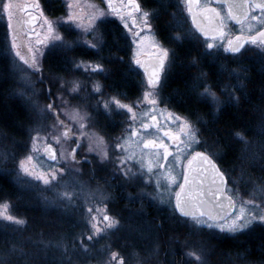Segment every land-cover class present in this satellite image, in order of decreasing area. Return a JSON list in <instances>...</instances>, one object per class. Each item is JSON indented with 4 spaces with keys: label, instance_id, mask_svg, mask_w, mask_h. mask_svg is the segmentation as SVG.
Here are the masks:
<instances>
[{
    "label": "rangeland",
    "instance_id": "374dc122",
    "mask_svg": "<svg viewBox=\"0 0 264 264\" xmlns=\"http://www.w3.org/2000/svg\"><path fill=\"white\" fill-rule=\"evenodd\" d=\"M61 1L63 2L61 7V10L63 11L61 13L62 15L56 17L48 16L47 18L56 23L57 31L66 40L78 42L74 43L70 50L53 48L51 42H49L47 46L32 44L39 48L40 52L43 53V55L38 54V61L41 67L40 72L28 69L27 65H23V62L14 55V52L10 51L12 31L8 28L6 15L0 11V21L6 26L7 47L11 61V78L16 87L15 94L26 107L29 115V123L25 129V140L21 144L19 143L15 145L13 142V144L11 143V146L7 147L4 141L0 140V172L9 176L16 187V191L19 192V195L16 196L18 200L16 199L17 201L15 203L10 202L9 200H3L0 201V205L7 204L8 209L6 214L24 221L23 224H16L13 221L6 220L0 216V262H3V264H119L120 257H123L124 264H196V261L193 258L186 255L189 251H196L203 255L206 264L242 263V261L238 262L237 260H234L236 259V255H230L229 253L225 256V260H223V258H221V260H218V258L215 259L213 255V246L216 242L221 241L226 237H234L235 239L239 234H246L256 225H259V223L252 225L250 228L245 229L242 232L230 233L226 231L221 232L218 228L210 229L206 226L197 227L189 222L191 224V232L186 236L179 235V239L176 237L180 241L171 240L168 242L170 250L167 252V255H165V259L164 254H162V248H160L162 243L157 240L158 238H155L150 244L139 243V245L137 243H130L129 248L124 250L119 243L91 242L87 240L89 231L88 225L83 224L81 228L77 229L72 224L75 216L77 217L81 213V210L78 208L77 201L74 198L72 201H67L60 196V193L65 190L73 191L75 193V191L78 188L80 189L82 185L78 183V181H80L79 172L73 171V169H78L77 165L73 161H65L61 156V150H63L65 154L72 150V144L68 140L62 139L60 143H57L52 139L53 135H58L59 133L52 128V125L55 123V118L46 110V106L49 103H52L53 107L60 113V117L68 122L72 131L80 133L78 130V123L70 120L63 114V112L67 110L71 113L72 109H79L83 114L85 113L86 107H90L94 104L96 98L90 96L91 75L89 74V68L91 65L100 64L104 69V65L107 64L94 57L93 54L85 55V53L89 54L88 51H92L95 54L96 50L104 47L103 32L104 23L107 20L115 19L117 22L121 23L122 26H124V24L118 16L111 14L106 0H80V5L84 10L85 17H87V14L93 10L89 8L88 5H95L97 8L102 9L107 13L101 18L103 22H101V20L96 21L97 28L95 32L84 31L83 28L77 27L76 23L67 20L69 13L68 4L70 0ZM5 2L6 0H0V5ZM180 6L181 8H177V10L181 12L178 13V15L173 13L171 17L172 31L174 32L171 31L167 35H162L156 28V21L153 20L155 11L143 7V11H149L151 13L150 30L143 28L139 13L136 15V24H131L128 20V28H126V32L128 40L132 46L129 57L133 64V66L130 65L133 70L134 68H137L134 57L141 59L145 55L158 53V48L152 46V39L144 41L143 44L139 46L133 42L132 33L140 29H143L140 31L141 37H154L155 42L159 46L169 50V59L165 75L162 77L159 88L155 93L157 104L153 106L144 98L145 92L150 91V86L146 80L143 82L144 85L142 91L137 98V104H126L131 105L133 111L137 113V120L135 122L141 120V118L144 120L146 117H142V113L149 112V116L154 114L157 120L164 121L167 124L168 122H173L177 127L178 122L170 119L168 114L172 113L174 116L179 117L185 115L186 119L192 121L200 130L199 135L201 141L207 142L202 148H206L216 157L221 158L223 148L210 140V136L208 137V135H206L207 126L209 125L207 117H197L185 113L183 115V113L170 107L163 98L164 83L167 79V73L170 72L172 67L169 68L172 61L171 53L173 52L171 47L165 43L166 40L171 43H181L183 41H190L192 38V42H195V38L193 37L198 35L192 26L183 0L180 1ZM76 11H79V9H76ZM259 14V10H255L251 15L258 16ZM224 15H226V13H224ZM250 22L253 25L252 33H255V31L259 30L261 27H264L257 21ZM83 23L85 25L87 24L86 18L83 20ZM129 28L132 29V31H129ZM225 31L228 34L227 37L224 40H221L220 38L216 39L215 43L217 46L212 49L206 47V42H210V40H204L202 38V43L199 49L200 51L198 52L206 63V66L208 68L211 67V69L213 68V78L215 77L217 79L214 80L215 84H213V82L206 77L202 78V76L198 75L199 77L197 78L203 80L199 85L200 87H198L200 89V100L206 102L208 108L213 111V116H216V113L219 112L217 111V107H219L220 110L226 106L225 104L234 105L236 103L237 105V100L233 99L229 95L230 93L234 92V95L239 97L240 93L245 92L243 91L245 85L244 80L247 79L248 75H244L243 73L247 68L246 64L253 61L248 55V52L255 54L259 53L264 56V49L252 44H248L246 50H242L237 54H231L228 51H225L224 47L221 46L226 45L227 38H233L236 34H250L247 23L242 30L241 25H234L230 20H227ZM177 35L180 36V39H176ZM137 39H139V37ZM86 42L96 43L98 46L97 48H91L89 43ZM137 52H139L138 56ZM56 56H61L67 59L66 61L70 62V64H67L66 66H70L72 64L71 60H74L73 65L70 66V73H67V78L60 75L62 74L58 71L60 70V67H55L54 62H52ZM81 61L89 67H75L74 63L77 64ZM21 67L26 71L21 72ZM127 68H129V66ZM92 79H97L96 75H94ZM72 81H77L80 85L77 92H71ZM209 86L218 97V105L211 97L202 95L204 87ZM83 89H88V91H83ZM61 97L64 101H67V104L62 103ZM110 106L114 107L115 105ZM88 115L89 120L87 122L94 121L93 117H91L92 115L89 113ZM252 130V136L243 133L248 141L247 144L241 142L239 138L233 134V140L238 145V158L236 157L238 161H236V163L238 166L237 178L239 186L237 195L238 207L236 211L239 210L241 201L253 198L250 193H252L257 187V184L255 183L257 180L253 179L251 171L255 169V166H260L258 164L262 160V154H264V111H262L257 118L255 127L252 128ZM37 131H39L40 137H47V140L38 141L36 144L37 150L33 151L32 137L36 135ZM83 131L89 135L92 133L91 127L88 123ZM141 133L146 137L156 138L158 142L160 139H163V142L165 143L163 133L161 134L159 132L158 134L155 132L156 134H154L146 131H142ZM202 133L207 137H202ZM80 137L82 138L85 152H96L100 154L102 151H107L108 145L105 143L97 145L94 141L93 150L89 151L88 136ZM134 138L138 139V137ZM46 144L53 145L54 150L56 151V160L49 161L46 158L44 153ZM208 145H212V147L208 148ZM131 146L134 148L136 147L135 144H132ZM175 148L169 147V150L177 151ZM194 148L197 150L200 149L201 146L197 145L194 146ZM138 150L137 147L136 151ZM155 151L156 150L145 151L144 154L155 157ZM29 155L33 157L31 161V165L34 166L32 169L33 171L47 172L49 169L54 168L59 170L63 168V174L58 172L56 181H53L48 185H45L42 181L35 179L33 176L25 174L20 169L19 163ZM173 157V154L168 157L167 164L172 163ZM129 163L130 161H128V164ZM227 171L230 177L234 176L233 168H229ZM162 185L163 182L161 179V186ZM255 200L257 204H264V200L261 199L259 193L255 196ZM248 207L250 208L251 206ZM28 212L36 213L35 216L38 217L33 220ZM79 240H83L84 245L88 248L87 252L83 251L80 243L81 241ZM94 245L96 246L95 251L93 249ZM13 247H15V251H13ZM111 248L112 250H110ZM178 248L181 250V255L176 257L174 251ZM65 249H67V251H65ZM113 252L118 254L116 259L111 258V253ZM243 264H248V262H244Z\"/></svg>",
    "mask_w": 264,
    "mask_h": 264
},
{
    "label": "snow or ice",
    "instance_id": "6c2138e0",
    "mask_svg": "<svg viewBox=\"0 0 264 264\" xmlns=\"http://www.w3.org/2000/svg\"><path fill=\"white\" fill-rule=\"evenodd\" d=\"M106 3L108 9L111 11V14L118 16L123 22L125 28H128L129 18L132 19L133 24H136V18L133 16V13H139L143 28H147L149 30L151 29V13L148 11H143L137 0H127V5H124L123 0H121L120 7L115 5V0H106ZM183 3L185 4L188 13L191 14L193 22L196 23L199 31L205 36H209L210 32L207 28L197 23V15H201L210 23H215V27L211 30L213 42H206V47L208 49H212L217 46L215 43L217 37H219L221 40H224L227 37L228 34L225 31L227 20L236 21V23L241 25L242 30L244 25L247 23L250 34L247 36H235L234 39L227 38L226 45H221L224 47L225 51L231 53H240L241 49H243L247 43L264 49V27H261L259 30H256L254 34H251L253 32V25L250 22L257 21L259 24L264 26V0H224V4L227 8L226 15H221V12L218 9L211 8L208 4L202 5L201 0H183ZM32 6L39 12V16H31V20L36 21L37 19H40L43 21V23L40 25L43 32L36 33V45L47 46V44L51 42L53 48H63L70 50L73 47V44L78 42L66 40L57 31L56 23L43 15V12L40 10L38 0H36ZM26 7L27 5L18 3L17 0H6L5 3L0 5V11H2L7 17L9 29L13 28V17L17 13L23 11ZM88 7L93 10L87 14V17H85L84 10L80 5V0H70L68 4L69 13L67 20L69 22L76 23V26L83 28L84 31L95 32L97 28L96 21L101 20V18H103L107 13L104 10L97 8L95 5H88ZM125 8L127 9L126 12ZM76 9H79V11H76ZM255 9H258L260 14L258 16L250 15V13ZM85 18L87 19L86 25L83 23ZM101 22L103 21L101 20ZM142 30L143 29H140L132 33L133 42L139 46L142 45L144 41L152 39V46L158 48L156 62L152 65L151 71L145 67V72L148 73V85L150 86V91L145 92L144 98L148 100L149 104L155 106L157 104L155 93L160 85V74L164 71L165 62L169 59V50L159 46L155 42L154 37H141L140 31ZM129 31H132V29L129 28ZM138 37L139 39H137ZM18 39L19 37L17 33L13 31L11 35L10 51L14 52V55L23 62V65H27L28 69L35 72H40L41 67L38 61V54L43 55V53L40 52L39 48L32 45V43L29 41L27 47L29 55H23L20 51L21 44L18 43ZM176 39H180V36L177 35ZM86 43H89L91 48H97L98 46L96 43ZM138 55L139 52H137V56ZM134 59L136 64L141 65L142 67L144 66L138 58L134 57ZM82 66L85 68L89 67L85 65L83 61L75 64V67L77 68ZM90 67L93 71L103 70L102 65L100 64H94ZM20 71L25 72L26 70L21 67ZM71 83V92H77L80 87L79 83L77 81H72ZM94 91H100L99 84L94 85ZM202 95L211 97L217 102V105L219 104L218 97L216 93L212 91L210 86L204 87ZM229 95L233 99L237 101L239 100V97L235 96L234 92L230 93ZM61 101L63 104H67V101H64L62 97ZM102 103L105 111H110V105H115V107L118 109H127L128 113H131L130 119L133 122L137 120V113L133 111L132 106L122 103L119 99H116V97H111L109 100H105ZM46 110L54 116L55 123L52 125V128L54 131H58L59 133L58 135H53L52 139L57 143H60L62 139H71L74 135V133H72V129L67 124H65L64 120L60 119V113L56 111L52 103H49L46 106ZM217 111H219V107H217ZM63 114L70 120L78 123V130L80 131L81 136H88L89 151L93 150V141L97 145H102L104 143V138L99 134L93 132L89 135L83 131L87 127V121L89 120L88 113L85 112L82 114L79 109H72L71 113L65 110ZM142 117H149L150 121L144 122L143 118H141L140 127L142 129L147 130L156 127V116L154 114L149 116V112H144L142 113ZM168 117L178 122L177 132L173 133L169 130L163 133L164 137L169 138L174 144H176L177 154L173 157L172 163L167 167L165 166V163L168 161V157L172 155V152L169 151V145L164 143L163 139H160L159 143H157L156 138L148 139L143 133H140L137 129L133 128L127 136L120 138L122 140L121 143H117L115 145L117 149H120L125 153V155L118 158V166L122 172V175L130 179L135 178L136 173L132 172L131 167L128 166V161L136 160L137 163H139L141 170L146 168L147 173L156 176L155 186L157 189V198L160 200V202L172 203L174 196V210L179 211L183 217L189 218L194 226H206L210 229L218 228L221 232L226 231L230 233H237L250 228L256 223L264 225V204H257L255 200L257 193H259L261 195V199L264 200V185L257 186L254 191L250 193L253 198L241 201L239 210L236 211V200L234 199V195L229 194L232 192V189L228 188L225 173L220 170L219 166L213 160V154H211L207 149L205 151H196L194 148V146L197 145L204 147L205 144H207L206 141H201L199 135L200 130L194 125L192 121L186 118L174 116L172 113H169ZM129 127L131 128V125ZM159 130L160 129L157 128V131ZM235 135L241 142L245 144L248 143L243 133L237 132ZM133 137H138V139L133 141ZM41 140L46 141L47 137H40V133L37 131L36 135L32 137L33 151L37 150L36 144ZM132 144H135L136 147L141 149L139 159H137L136 152L131 148ZM79 146V141L77 140L76 147L78 148ZM207 147L211 148L212 145H208ZM144 149H155L156 159H149L147 163H145ZM189 149L192 150L190 153L188 151ZM45 152L48 154L51 160L57 159L56 151L52 149L50 144L45 145ZM185 153H188L190 156V158L187 160L188 171L182 175L183 183H178V176L173 174L172 165L180 164L181 158ZM61 156L65 161L77 162L75 148H73L67 154L61 150ZM100 156L102 160L107 159V151H102ZM32 159L33 157L31 155L27 156L24 160L20 161L19 167L25 174L33 176L35 179L42 181L45 185L56 181L58 172L60 174H63L64 172L63 168L59 170L53 168L49 169L47 172L33 171L32 169L34 166L31 165ZM194 162L199 165V167L196 169H193ZM154 168L162 169L163 171L159 174H156L153 173ZM73 171L79 172V169H73ZM192 171L197 172L200 176L198 184H196L195 180H190L189 178V173ZM161 178H163L165 181V190L169 193L167 199L164 197L163 193L160 192ZM149 179H151V176H149ZM206 179L211 185L215 186L214 191L212 188L205 190L202 187L205 184ZM173 185H176L179 188V191L172 193L171 188ZM74 195L75 193L69 190H65L60 193V196L67 201H72ZM236 195H238V193ZM207 197H211L212 199L208 200L206 199ZM221 197H223V200H221ZM224 201H226V203ZM205 205H209L208 211H197L198 208H201ZM248 206L251 207L249 208ZM7 209V204L0 205V216L6 220L13 221L16 224L24 223V221L21 219H18L12 215H7ZM95 211L100 212L101 210L97 208ZM87 212L91 214L93 212V208H88ZM102 219L105 222L104 228H100L98 226L97 216L90 215L89 223L95 235H99L106 229H112L119 225V220L106 214V206L105 214L103 215ZM92 239V235L87 236V240L91 241ZM80 243L83 251L87 252L88 248L86 245H84L83 240H81ZM15 250V247H13V251ZM65 251H67V249H65ZM186 255L193 258L196 261V264H206L201 253L189 251L186 253ZM117 256V253H111L112 259H116ZM0 264H3V262H0ZM119 264H124L123 257H120Z\"/></svg>",
    "mask_w": 264,
    "mask_h": 264
},
{
    "label": "flooded vegetation",
    "instance_id": "af4514ba",
    "mask_svg": "<svg viewBox=\"0 0 264 264\" xmlns=\"http://www.w3.org/2000/svg\"><path fill=\"white\" fill-rule=\"evenodd\" d=\"M180 1L181 0H137L142 10L144 7L146 9L155 11L153 20H155V18H158L157 16L159 14V11L157 12L156 9L153 8L154 5L165 2L168 3V6L174 7V9L178 11L177 8H181ZM17 2L23 5H27V7L13 17L12 22L13 26L15 27L14 31L21 34L23 41L28 47L29 41L32 44H36V33L43 32L40 27L43 21L40 19H37L36 21L31 20V16H39V12L32 6L36 2V0H17ZM149 2L150 4H148L147 6L145 3ZM38 3L40 5V10L43 12V15L45 17H56L62 15L61 13L63 11L61 10V7L63 5V2L61 0H38ZM123 4L127 5V0H123ZM201 4L213 5V1L201 0ZM115 5L120 7L121 0H115ZM54 6H56L57 8L56 10ZM216 7L221 11L222 15L227 12L225 7L222 5H217ZM169 10L168 13L170 14L172 10ZM126 11L127 9L125 8V12ZM137 14L138 13H133V16H135L136 20ZM187 14L189 15V18L191 20L188 11ZM128 20L131 24H133L131 18H129ZM112 31H114L117 37H119V41L121 43H124V47L122 49H120L119 51L112 50V48H108L107 42L104 41V47L96 50L95 54L92 51H88L89 54L85 53V55L93 54L94 57L98 58L100 61L107 63L104 65L105 67L102 71H93L91 67L89 68V74L91 75L90 96L96 98V101L92 106L86 107L85 112L92 115L91 117H93L94 119V121L87 122L91 127L92 133L94 132L102 136L104 138V143L108 145V158L102 160L99 153L85 152L80 133L72 131L74 135L68 141L72 144V149L76 147L77 140L79 141L80 146L76 151V161L78 163H74L79 169L80 181H78V183L82 185L80 189L78 188L75 191V195L73 197L77 201L78 208L81 210V213L77 217L75 216L72 224L77 229L81 228L83 224L88 225V236H93L91 242L119 243L124 250L129 248L130 243L150 244V242H152L155 238H158L157 240H159V242L161 241L162 243V246L160 248H162V254H164L165 259V255H167V252L170 250L168 242L171 240L177 241L179 239V235L186 236L189 232H191V224L189 223L191 221L189 218L183 217L179 213V211L174 210V196L172 203L160 202V200L157 198V189L155 186L156 176L147 173L146 168L141 170L140 165L136 160L130 161V163L128 164V166L131 167L132 172L136 173L135 178L130 179L124 177L118 166V158L125 155V153L120 149H117L115 145L117 143H121L122 140L120 138L127 136L133 128L137 129L140 133L142 131H146L152 132L154 134H156L155 132H157L158 134L160 132L162 134L165 131L169 130L175 133L177 132V127L173 122H168L167 124L164 121H159L156 119V127L144 130L140 127V120L137 122H133L130 119L131 116L130 113H128L127 109H118L115 106H110L111 110L105 111L102 102L105 100H109L111 97H116V99H119L124 104H137V98L139 97L144 85L143 82L146 80V82L148 83V79L146 78L144 72L141 70L138 64H136L137 68H134V70L132 68L133 64L130 61L129 57L132 46L128 40L126 28L115 19H109L104 23V39L105 36ZM203 39L207 40L206 38ZM210 42H213V40H210ZM148 55H158V53H151ZM56 58H58V61L61 65L59 68L60 70H58L60 71V73H62L60 75L67 78V73H70V66L73 65L74 60H71L72 64L70 66H63L64 63H66V65H69L70 62H67V59L61 56H56ZM167 62L168 61H166L165 63V68L161 75V80L165 75V71L167 70ZM117 63H121L125 67L129 66L128 69H130L133 77L137 80L134 90L129 92H119L116 88L110 86V83L113 80L111 73L112 65ZM94 75H96L97 79H92ZM96 84L100 85L99 92L94 91V85ZM83 91H88V89H83ZM56 111L58 112L57 109ZM181 117L186 118L185 115ZM60 119L64 120L61 117ZM64 122L68 125V122L66 120H64ZM144 122H150L149 118L146 117L144 119ZM130 125L131 128L129 127ZM157 128H159L160 130L157 131ZM147 138L152 139L153 137ZM136 139L133 137V141H135ZM164 139L165 143L168 144L170 148L176 147V144H174L169 138L164 137ZM157 143L159 142L157 141ZM131 148L133 151L137 152V159H139L141 149L138 148L140 151H136L137 147L134 148L133 146H131ZM154 150L155 149H144V152ZM205 150L206 148L201 147L196 151ZM169 151L172 152L173 150L170 149ZM188 151L190 153L192 150L189 149ZM210 153L213 154L212 152ZM172 154L173 156H175L177 154V151H173ZM189 158V154L185 153L181 158L180 164L172 165L173 174L178 176V183H183L182 175L185 173L187 160ZM212 158L219 165L220 169L225 173L227 177V186L228 188L232 189V192L229 194L234 195L237 210L238 198L236 194L238 193L239 186L237 178V163L236 161L233 162L232 168L234 170V176L230 177L227 171L228 169L224 166L223 161L220 158L216 157L214 154L212 155ZM149 159L155 160L156 157H151L144 154L145 163H147ZM168 165L169 164H167L166 162L165 166L167 167ZM162 171V169H153V173L156 174H159ZM149 176H151V179H149ZM161 179L163 185L160 188V192H162L164 197L167 199L169 193L165 190V181L163 180V178ZM171 191L172 193H175L176 191H179V188L176 185H173ZM105 206L106 214L119 220V225L112 229H106L99 235H95L89 223L90 215L97 216L98 226L100 228H104L105 222L103 221L101 216L103 217V215L105 214ZM88 208H93V212L91 214L87 212ZM97 208H99L101 211L96 212L95 209ZM258 232L264 233V225H256L253 229L250 230V232L246 234H239L235 237V239L234 237H232L234 239V244H238L240 242V239L245 237L249 238L257 234ZM93 249L94 251L96 250L95 245ZM110 250H112V248ZM174 253L176 257H179L181 255V250L178 248L176 251H174ZM233 254L234 256L236 255V259L234 260H237L238 262L242 261V263L240 264H243L244 262H248V264H264V260L253 256L251 253L239 255V252H236Z\"/></svg>",
    "mask_w": 264,
    "mask_h": 264
},
{
    "label": "trees",
    "instance_id": "16d2710c",
    "mask_svg": "<svg viewBox=\"0 0 264 264\" xmlns=\"http://www.w3.org/2000/svg\"><path fill=\"white\" fill-rule=\"evenodd\" d=\"M145 4L148 6L150 2ZM54 8L57 9L56 6ZM153 8L157 12L159 11L158 18H155L157 29L162 35H167L173 30L171 24L173 13L177 15L180 11H176L174 7L168 6V3L165 2L156 4ZM169 9L172 10V14L171 12L168 13ZM193 38H195V42H192V38L190 41L181 43H171L166 40L165 43L171 47L173 52L171 53L172 61L169 68L172 67L167 73L163 98L169 106L178 112L197 117H207L209 125L206 135L223 148L220 159L225 167L232 168L233 162L238 161L236 159V157L238 158V145L233 140V134L241 132L252 136V128L255 127L257 118L264 111V56L259 53L248 52L253 61L246 64L247 68L243 73L248 75L247 79L244 80L243 91L245 92L240 93L237 105L236 103L234 105L225 104L226 106L220 109L216 116H213V111L208 108L206 102L200 100L198 87L203 80L197 78L198 75L202 78L206 77L213 84H215L214 80L217 79L213 78V68H208L198 53L202 37L195 35ZM119 40L114 31L108 33L104 39L108 48L117 51L124 47V43ZM52 62H54L55 67L61 66L56 57ZM63 66H66V63ZM10 69L11 61L8 54L6 26L0 21V140L4 141L7 147L11 146L13 142L17 145L25 140V129L29 123L27 109L15 94L16 87L12 81ZM111 73L113 80L110 86L119 92H129L136 87L137 80L127 66L125 67L121 63L113 64ZM206 135L202 133V137L206 138ZM258 165L260 166H255V169L253 168L254 170L251 171L253 179L257 180V182L254 180L257 186L264 185V154H262V160ZM18 195L19 192L16 191V187L9 176L0 172V201L9 200L15 203L18 200L16 198ZM28 214L32 216L33 220L38 217L35 216L36 213L28 212ZM233 240L231 237H226L216 242L213 246L214 258L225 260L228 253L233 255V253L239 252V255L251 253L253 256L264 260V233L258 232L249 238H242L238 244H234Z\"/></svg>",
    "mask_w": 264,
    "mask_h": 264
},
{
    "label": "water",
    "instance_id": "95a60500",
    "mask_svg": "<svg viewBox=\"0 0 264 264\" xmlns=\"http://www.w3.org/2000/svg\"><path fill=\"white\" fill-rule=\"evenodd\" d=\"M213 1V5H209L211 8H216V9H218L216 6L217 5H222V6H224L225 7V9H226V11H227V8H226V5L224 4V0H212ZM219 10V9H218ZM220 11V10H219ZM221 12V11H220ZM221 15H222V13H221ZM250 15H251V13H250ZM190 17H191V22H192V25H193V27H194V29L203 37V38H206V39H209V40H213L212 39V33H211V30L215 27V23L213 22V23H210L207 19H205V18H203L201 15H197V23H199V24H201L202 26H204L205 28H207L208 30H209V32H210V35L209 36H205L203 33H201L200 31H199V29L197 28V26H196V23H194L193 22V19H192V16H191V14H190ZM233 24H235V25H240V24H238V23H236V21H234V20H230ZM12 24H13V22H12ZM15 30V27L13 26V28L11 29V31L13 32ZM254 34V33H253ZM17 35H18V37H19V39H18V43H20L21 44V52H22V54L23 55H29V53H28V51H27V45L25 44V42L23 41V39H22V36H21V34L19 33V32H17ZM240 35H244V36H247V35H249V34H243V33H239V34H236L235 36H240ZM235 36H233V39L235 38ZM218 38V37H217ZM247 44H249V43H247ZM247 44H245V46L247 45ZM244 46V47H245ZM242 50V49H241ZM156 58H157V55H149V56H144V57H142L141 59H139L140 61H141V63H142V65H144L143 67L141 66V65H139L140 66V68H141V70L144 72V74H145V76H146V78L148 79V73H146L145 72V67H147L148 69H149V71H151V67H152V65L156 62ZM166 63V62H165ZM163 73V72H162ZM162 73L160 74V76L162 75ZM51 145V147H52V149H54V147H53V145L52 144H50ZM75 149H76V151H77V147H75ZM44 153H45V156H46V158L49 160V161H54V160H51L50 158H49V156H48V154L45 152V149H44ZM214 160V159H213ZM217 164V163H216ZM218 165V164H217ZM219 166V165H218ZM199 167V165L196 163V162H194L193 163V169H196V168H198ZM220 168V167H219ZM221 170V169H220ZM188 171V169H187V165H186V169H185V172H187ZM222 171V170H221ZM226 176V175H225ZM189 178H190V180H195V182H196V184H198V181H199V178H200V176H199V174L197 173V172H195V171H192V172H190L189 173ZM227 178V177H226ZM210 179V178H209ZM193 186H195V185H193ZM205 190H207V189H209V188H212L213 189V191L215 190V186H213V185H211L210 183H209V181L206 179L205 180V184L202 186ZM206 199H208V200H211L212 198L211 197H207ZM221 200H223V197H221ZM225 203H226V201H224ZM209 210V205H205V206H202L201 208H198L197 209V211H208Z\"/></svg>",
    "mask_w": 264,
    "mask_h": 264
}]
</instances>
